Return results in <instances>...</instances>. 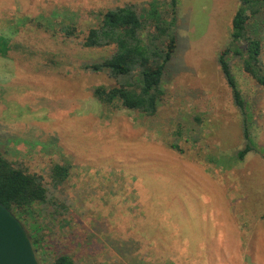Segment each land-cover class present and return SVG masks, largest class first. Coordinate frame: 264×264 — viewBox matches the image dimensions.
Returning a JSON list of instances; mask_svg holds the SVG:
<instances>
[{
    "label": "rangeland",
    "instance_id": "obj_1",
    "mask_svg": "<svg viewBox=\"0 0 264 264\" xmlns=\"http://www.w3.org/2000/svg\"><path fill=\"white\" fill-rule=\"evenodd\" d=\"M126 4L171 16L168 0H0V34L14 44L0 56V153L47 189L37 259L264 264V87L230 58L254 146L238 160L239 112L217 62L240 1L177 0L176 47L153 116L101 104L93 87L116 81L81 67L112 53L82 42L100 13ZM34 17L76 26L78 35L23 19ZM250 23L259 24L264 72V10ZM62 162L69 175L55 188L49 168Z\"/></svg>",
    "mask_w": 264,
    "mask_h": 264
},
{
    "label": "trees",
    "instance_id": "obj_2",
    "mask_svg": "<svg viewBox=\"0 0 264 264\" xmlns=\"http://www.w3.org/2000/svg\"><path fill=\"white\" fill-rule=\"evenodd\" d=\"M168 1L171 9L169 19L162 18L154 4L149 5L146 16L138 14L133 5L126 4L100 13L98 25L87 30L82 42L84 47L112 48V53L104 58L81 65L84 70L106 73L116 81L113 86L93 87V96L101 104L119 106L146 116L156 113L164 95V69L176 47L177 0ZM239 1L240 6L231 21L230 43L220 50L217 62L230 90L232 102L239 112L244 147L236 152V158L243 160L254 147L250 135L251 116L230 58L237 57L244 72L264 87V72L260 61L261 40L257 36L259 24H249V20L259 18L264 10V0ZM23 19L35 22L38 27L43 26L45 31L52 34L60 32L65 37L78 35L76 26L63 21L54 24L49 19L46 23L36 17ZM250 27H255L256 34ZM241 42H245V45L242 46ZM13 46L9 37L0 34V56H6ZM171 147L179 149L176 144H171ZM69 170L70 164L67 162L54 163L49 168L51 185L55 188L62 185ZM47 201V189L41 176L27 172L21 165L0 153V203L12 210L22 222L30 235L36 255L41 248L38 237L41 226L36 216L40 210L37 207ZM58 207L64 208V205L58 204ZM48 264H74V261L68 254L61 253Z\"/></svg>",
    "mask_w": 264,
    "mask_h": 264
},
{
    "label": "water",
    "instance_id": "obj_3",
    "mask_svg": "<svg viewBox=\"0 0 264 264\" xmlns=\"http://www.w3.org/2000/svg\"><path fill=\"white\" fill-rule=\"evenodd\" d=\"M0 264H41L26 228L12 210L1 203Z\"/></svg>",
    "mask_w": 264,
    "mask_h": 264
}]
</instances>
